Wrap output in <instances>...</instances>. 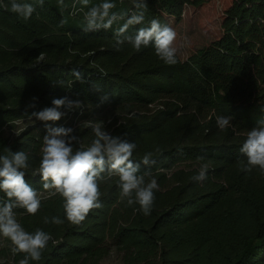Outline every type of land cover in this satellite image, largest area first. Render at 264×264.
<instances>
[{"label":"trees","instance_id":"16d2710c","mask_svg":"<svg viewBox=\"0 0 264 264\" xmlns=\"http://www.w3.org/2000/svg\"><path fill=\"white\" fill-rule=\"evenodd\" d=\"M208 1L146 0L143 23L126 35L152 19L175 30L186 4L199 8ZM101 2L44 0L26 21L0 7V155L8 149L29 154L25 180L41 194V208L35 215L15 212L26 231L52 235L39 264H102L114 251L121 264H264V171H242L247 158L240 152L247 133L264 120V0H225L221 32L186 58L177 51L172 65L152 46L136 51L125 42L117 48L115 32L124 20L85 31L84 13ZM112 2L125 19L136 10L134 0ZM3 3L10 6V0ZM62 97L124 114L109 133L136 144L134 161L149 152L156 160L150 170L159 190L150 215L127 205L117 177L100 184L102 207L79 225L65 219L61 197L47 198L33 175L46 127L29 124L14 138L3 131ZM220 116L231 117L223 131ZM90 130L78 133L85 147ZM205 164L207 179L194 181ZM46 216L64 223L45 224ZM7 242L3 252L18 264L23 254L13 255Z\"/></svg>","mask_w":264,"mask_h":264},{"label":"clouds","instance_id":"9594fccd","mask_svg":"<svg viewBox=\"0 0 264 264\" xmlns=\"http://www.w3.org/2000/svg\"><path fill=\"white\" fill-rule=\"evenodd\" d=\"M79 2L84 6L89 4V0ZM59 3L63 5V0H59ZM36 5L43 7L44 0H33L32 3L27 0H10V6L0 0V7L10 10L25 21L31 18ZM115 7L112 0H102L90 7L84 13V30H107L115 22L124 20L115 32L117 48L125 42L131 44L136 51L152 46L156 56L164 63H177V48L174 46L177 33L172 27L162 25L158 19H152L149 26L137 29L135 35H126L130 26L143 23L146 0H134L136 10L126 19L125 14L112 11ZM43 57L42 52L37 59L43 60ZM74 75L78 80L81 79L79 73L74 72ZM52 105L32 112L29 118L56 122L66 114L60 111L61 108L70 111L82 106L79 100L67 97L53 99ZM230 121L231 117L220 116L217 118V126L223 131L230 125ZM84 125L92 129L95 137L87 147L73 134L72 128L52 127L46 123L39 167L33 175H39L47 198L57 195L61 197L65 219L71 224L79 225L91 210L102 207L100 184L117 177L121 198L126 199L127 205H138V211L145 216L150 215L155 192L159 190L157 180L152 177L150 170L156 164V160L152 158L153 153H146L141 162H136L132 159L136 149L134 142L112 135L102 123L85 121ZM74 144L80 146L74 150ZM159 151L157 147L156 152ZM240 152L247 158L246 165L241 167L242 171L251 172L257 167L264 171V120L259 121V126L247 133ZM29 160V154L22 150L13 152L8 149L7 154L0 155V192L6 197L0 200V238L10 242L13 255L23 254L18 264H39L52 240L51 233L41 228L28 232L17 220L15 209H23L27 214L35 215L41 208L38 190L25 180L30 168ZM141 163L146 166L143 173ZM207 170L208 165H203L192 179L203 182L207 179ZM146 177L150 179L146 181ZM44 223L60 225L64 220L58 216L50 219L46 216Z\"/></svg>","mask_w":264,"mask_h":264},{"label":"rangeland","instance_id":"374dc122","mask_svg":"<svg viewBox=\"0 0 264 264\" xmlns=\"http://www.w3.org/2000/svg\"><path fill=\"white\" fill-rule=\"evenodd\" d=\"M224 1L225 0H209L204 6L199 8L189 4L184 6L183 13L175 27L177 33L175 47L182 58H186L190 52L206 46L221 32ZM79 101L82 105L80 108L70 111L61 108L60 111L66 114L59 121L42 122L36 120L34 117L30 119V115L25 116L8 122L4 126L3 135L5 137L14 138L29 124L41 123L45 126L47 123L52 127H70L73 129V134L78 136L79 130L81 128H86L84 125L85 121L102 123L105 130L109 132L110 129L124 117V114L120 112L118 108ZM45 107L41 108V110ZM90 131L91 134L88 138L91 142L95 137L92 129ZM8 247V242L0 238V264H14L8 250H6V253L3 252V250L8 249ZM102 264H121L120 254L116 251L112 252L103 260Z\"/></svg>","mask_w":264,"mask_h":264}]
</instances>
